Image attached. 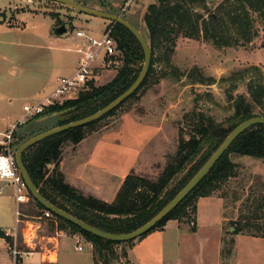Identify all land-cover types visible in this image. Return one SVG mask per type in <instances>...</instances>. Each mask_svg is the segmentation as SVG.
Segmentation results:
<instances>
[{"label": "trees", "instance_id": "obj_1", "mask_svg": "<svg viewBox=\"0 0 264 264\" xmlns=\"http://www.w3.org/2000/svg\"><path fill=\"white\" fill-rule=\"evenodd\" d=\"M210 4L206 0H156L148 6L144 21L149 30L152 61L147 77L139 89L101 119L50 136L24 152L23 163L45 198L104 231L132 232L155 216L184 187L239 123L257 115H264V73L257 65H251L233 72L228 78L232 82V90H236L240 82L248 80L246 85L249 94V96L240 94L233 99L234 113L227 118L228 126L216 123L201 114L195 133L189 139L180 137L177 152L170 158L157 179L131 172L124 179L115 200L107 202L80 193L66 181L65 174L60 169L63 148L67 144H79L89 133L99 129L102 121L114 115L132 99L140 98L141 91L156 71L154 66L157 61L171 66V58L175 53L178 38L203 39L218 47H235L251 42L257 34L253 30L251 12L258 13L259 18L264 22V0H224L219 4L216 12H211L206 18L201 11H206ZM116 36L119 47L127 51L128 55L124 58L125 66L118 71L115 78L99 86L96 85L95 80H91L77 98L67 100L63 104L54 103L47 106L44 113L31 117L23 124H18L13 131L14 137L18 140L16 145L47 129L95 113L132 85L141 69L136 70L131 66V58L133 57L135 61L141 58L145 60L144 51L133 33L119 23H116ZM158 53L159 57L156 59ZM166 77L167 72L164 71L154 80L160 83V80ZM197 82L211 84L215 80L200 75ZM53 114L61 116L55 123H51L53 119L50 122L41 120L43 116L50 117ZM232 153L264 159V124L254 125L238 136L193 191L152 230L136 240L144 238L153 231L164 230L170 220L192 223L194 230L198 200L215 195L225 182L237 174V163L232 160ZM189 165L191 167L188 171L183 176H179ZM30 195L37 207L43 212L47 211L31 193ZM220 197L225 198L221 195ZM51 215L58 229L69 234H77L92 244L95 264H113L112 261L120 256L126 258L127 264H133L129 250L136 240L127 242L106 240L54 213ZM250 228V223L245 218L239 217L235 221H228L222 238L223 263L228 264L224 260L233 255L237 235L264 237V233L250 234ZM0 239H3L10 248L13 247L14 237L2 228H0ZM119 245L123 247L121 255L117 254L115 248ZM21 260L17 256L16 264H20Z\"/></svg>", "mask_w": 264, "mask_h": 264}, {"label": "rangeland", "instance_id": "obj_2", "mask_svg": "<svg viewBox=\"0 0 264 264\" xmlns=\"http://www.w3.org/2000/svg\"><path fill=\"white\" fill-rule=\"evenodd\" d=\"M141 1L134 0L129 10H135L139 14L138 18L143 19V21L138 20L135 26L143 32L149 42V30L144 21L148 7L146 11L143 8L147 2L152 4L156 0H146L144 5H141ZM222 1L224 0L211 3L206 11H201L202 14L207 18L211 12H216ZM251 13L253 30L257 34L251 42L244 45L218 47L203 39L178 38L175 53L171 58V66L157 61L154 66L156 71L141 91L142 96L132 99L114 115L102 121V128L97 130L117 127L122 115L129 111L157 122V114L162 110L168 120L164 128L170 132L169 139L164 145L168 153L167 160L163 162L159 159L155 167L158 173L159 167H166L170 158L177 152L180 137L189 139L195 133L201 114L216 123L228 126L227 118L234 113L233 99L240 94L249 96L246 85L248 80L240 82L237 89L232 90V82L228 78L233 72L251 65H257L264 73V22L261 21L258 13ZM84 15L67 5L48 0H0V128L7 130L8 124L15 123L24 113L23 105L26 102L35 103L36 99L43 98L58 86V78L70 76L75 72L79 57L75 51V41L65 34L57 35L55 29L64 24L70 30L80 27L93 30V26L79 20V17H86ZM106 23L109 25L111 22L106 21ZM95 30L93 31L96 32ZM113 34L117 37L116 26ZM127 55L128 52L123 51V55L115 63L105 68L96 66L94 70L96 85L111 82L118 71L125 66L124 58ZM158 57L159 53L155 58ZM131 59V66L136 70H142L144 59L136 61L133 57ZM164 71L167 72V77L156 83L154 79ZM200 75L212 77L215 82L201 84L197 82ZM87 87L88 85L65 96L59 103L63 104L67 100L77 98ZM50 117L53 119L51 123H55L61 116L53 114ZM157 139L154 140L155 143ZM149 151L142 157H146ZM231 158L237 163V174L225 182L215 195L225 196L223 199L228 221H235L239 217L245 218L250 223V234H262L264 233V159L235 153L231 154ZM160 175L161 172L157 176L152 175L151 179H157ZM12 188L8 187L5 193L10 195ZM6 197V194L0 196V204L4 206L0 208V223L3 224L0 228L10 227L15 230V202L12 198L7 200ZM20 207V211L24 214L21 216L23 220L41 223L40 236L55 233V219L53 216H45L33 199ZM24 227V222L20 223L16 232H13L16 234L13 247L19 250L26 248L23 242ZM26 235H29L28 232ZM82 245L88 248L84 242ZM115 248L117 254L121 255L122 245ZM8 249L14 257L10 247ZM85 251L90 252L89 249ZM112 263L127 264V261L125 257L120 256Z\"/></svg>", "mask_w": 264, "mask_h": 264}, {"label": "crops", "instance_id": "obj_3", "mask_svg": "<svg viewBox=\"0 0 264 264\" xmlns=\"http://www.w3.org/2000/svg\"><path fill=\"white\" fill-rule=\"evenodd\" d=\"M74 1L93 9L121 14L134 25L141 19L135 10H129L134 0H129V5L125 8V0ZM145 2L146 0H142L141 5ZM149 4L146 3L144 11ZM84 16L86 17H79V20L93 26L92 29H96V32L92 31L96 34L100 33L107 25L106 21H109L87 14ZM54 90L35 101L45 99ZM26 104L28 102L23 107ZM24 115L25 113L21 114L12 125L8 124L7 130L0 128V134L11 129ZM156 118L158 124L149 117H139L133 111H129L122 115L117 127L93 131L77 145L67 144L63 148L60 162V169L65 174L66 181L86 196L112 202L129 173L135 172L150 179L152 175L162 173L165 166L159 167L158 173L155 167L159 159L163 162L167 160L168 153L164 145L169 139L170 131L164 128L168 120L162 110ZM41 120L50 122L52 118L43 116ZM150 142L154 143L151 145ZM147 151L148 155L143 158L142 155ZM8 187L12 188L11 185L0 182V196L6 194L7 200L9 198L14 200L16 221L18 204L15 191L12 188L8 195L5 193ZM0 205V208L4 207ZM228 220L225 200L222 197L218 195L202 197L197 203L194 230L192 223L170 220L164 230L153 231L136 240L129 250L130 260L133 264H226L223 263L221 251L224 227ZM34 226L36 229L34 232L38 231L37 252L29 258L22 259L20 264H95L93 246L83 237L69 234L57 227L54 234L40 236L41 223L35 222ZM18 227L19 223L16 221L15 230L10 227L4 230L13 233ZM78 241L82 249L78 248ZM82 242L88 248H85ZM8 247L7 243L0 239V264H16V259ZM86 249L90 252H86ZM224 261L228 264H264V237L237 235L233 255Z\"/></svg>", "mask_w": 264, "mask_h": 264}, {"label": "water", "instance_id": "obj_4", "mask_svg": "<svg viewBox=\"0 0 264 264\" xmlns=\"http://www.w3.org/2000/svg\"><path fill=\"white\" fill-rule=\"evenodd\" d=\"M48 1L62 3L73 9L78 10L81 13L107 19V20H110V21H113V22H116V23H119L125 26L131 31V33H133V35L137 38V40L141 44L143 51H144L145 60H144V65H143V68L140 74L138 75L136 80L132 83V85L127 90H125L122 94H120L118 97L112 100L109 104L101 108L100 110L96 111L95 113L87 117L47 129L23 141L17 147L16 152H15L16 163L18 165V168L20 170V173L24 181L27 184L29 192L49 212L54 213L66 219L67 221L77 225L78 227L92 234L100 236L106 240L117 241V242H127L130 240H136L142 235L152 230L163 218H165L176 206H178L193 191V189L211 171V169L216 165V163L220 160V158L224 155V153L230 148V146L233 144V142L237 139L238 136H240L243 132H245L247 129L251 128L254 125L264 124V115H257V116L248 118L242 121L241 123H239L225 137V139L221 142V144L216 148V150L211 154V156L204 162V164L194 174V176L184 185V187L155 216H153L150 220H148L146 223L141 225L139 228L133 230L132 232L111 233V232L104 231L98 227H95L87 223L86 221L79 219L78 217L68 213L67 211L53 204L51 201H49L47 198H45L41 194L40 190L36 187L27 168L25 167L23 163V154L27 149H29L33 145L41 142L42 140L50 136L62 133L64 131H67V130H70L76 127L85 126L89 123L97 121L101 119L102 117H104L105 115H107L112 110L116 109L118 106H120L123 102H125L129 97H131L139 89V87L142 85L145 78L147 77V74L151 66V61H152V51H151L150 44L148 40L146 39L145 35L143 34V32L139 30L130 21H128L125 17H123L121 14L93 9L85 5H82L74 0H48ZM206 1L208 4H210V3L216 2L217 0H206ZM66 31H67V27L64 24L55 29V33L57 35H64ZM190 167L191 165H189L184 170V172L179 176H183Z\"/></svg>", "mask_w": 264, "mask_h": 264}, {"label": "built area", "instance_id": "obj_5", "mask_svg": "<svg viewBox=\"0 0 264 264\" xmlns=\"http://www.w3.org/2000/svg\"><path fill=\"white\" fill-rule=\"evenodd\" d=\"M128 5L129 0H125L124 8ZM110 22L98 34L83 27L70 30L66 26L67 31L65 35L74 39L76 45L75 51L79 56L75 72L70 76L58 78V86L50 96L43 100L35 101L33 104H26L23 107L25 115L22 120L16 123L9 131L0 134V182L13 186L15 199L18 204L16 221L19 224L23 222L25 224L23 242L26 248L24 250L14 247L10 248L15 259L17 256L21 259H26L37 252L38 231L34 232L36 230L34 224L37 221L23 220L21 218L24 214L20 211L19 207L22 204L29 203L31 195L16 163L15 152L17 145L13 131L18 124L26 122L28 117L31 118L44 113L47 106L59 103L61 99L71 95L79 88H85L91 80H95L94 70L96 66L100 65L102 68H105L111 63H115L123 55V50L119 47L118 40L113 34L116 22ZM44 215L47 217L52 216L48 210L44 212ZM27 232L28 236L26 235ZM8 234L13 237L16 235L10 232ZM78 248L82 249L80 241H78Z\"/></svg>", "mask_w": 264, "mask_h": 264}]
</instances>
